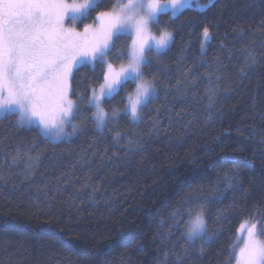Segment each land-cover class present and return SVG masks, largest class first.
Here are the masks:
<instances>
[{
    "label": "trees",
    "instance_id": "obj_1",
    "mask_svg": "<svg viewBox=\"0 0 264 264\" xmlns=\"http://www.w3.org/2000/svg\"><path fill=\"white\" fill-rule=\"evenodd\" d=\"M198 2L207 7L161 15L174 42L149 54L158 96L138 122L122 117L103 132L89 122L53 143L0 116V264H225L239 251L241 224L264 213V0ZM90 75L82 68L72 87L84 91ZM225 159L240 162L238 187L223 181L233 167ZM189 195L211 201L217 238L203 254L199 242L185 253L183 229L168 237Z\"/></svg>",
    "mask_w": 264,
    "mask_h": 264
},
{
    "label": "snow or ice",
    "instance_id": "obj_2",
    "mask_svg": "<svg viewBox=\"0 0 264 264\" xmlns=\"http://www.w3.org/2000/svg\"><path fill=\"white\" fill-rule=\"evenodd\" d=\"M102 6L107 10L97 11ZM187 6L188 0H112L110 5L104 0H0V115H15L19 126L35 128L53 143L70 142L89 122L99 132L109 124L118 128L122 117L138 122L158 96L156 77L145 71L151 64L149 54L158 55L174 42L167 23L160 27L161 15L178 19ZM93 12L98 23H84ZM201 35L203 51L210 39L207 26ZM121 40L125 43L118 48ZM245 55L251 59V53ZM82 68L91 75L83 81L88 87L77 92L72 82ZM124 138L120 131L112 136L116 143ZM225 163L233 167L224 183L238 187L240 162ZM210 203L189 195L172 210L168 237L183 229L185 253L199 242L203 254L217 238V233L209 234ZM242 230L246 235L238 240L243 246L237 252L234 244L225 264H232L233 258L235 264H264V213L251 214Z\"/></svg>",
    "mask_w": 264,
    "mask_h": 264
},
{
    "label": "rangeland",
    "instance_id": "obj_3",
    "mask_svg": "<svg viewBox=\"0 0 264 264\" xmlns=\"http://www.w3.org/2000/svg\"><path fill=\"white\" fill-rule=\"evenodd\" d=\"M69 2H71V1L69 0ZM201 5H205V4H202V3L198 2V0H188V7L192 6V7L197 8V9H203L204 7H203V8L200 7ZM95 23H98V22L96 21ZM66 26H67V25H66ZM77 30H78V31H82L83 28H82V29H79L78 26H77ZM154 34H155V35H159V33H155V32H154ZM163 51H164V50H163ZM0 116H1V115H0ZM68 131H71V129H68ZM238 234H239V235H238V238H239L241 235H246V231H244V230L239 231ZM241 246H243V241H242Z\"/></svg>",
    "mask_w": 264,
    "mask_h": 264
}]
</instances>
